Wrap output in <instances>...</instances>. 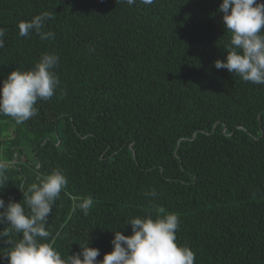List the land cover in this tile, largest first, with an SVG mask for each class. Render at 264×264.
<instances>
[{
    "label": "trees",
    "instance_id": "1",
    "mask_svg": "<svg viewBox=\"0 0 264 264\" xmlns=\"http://www.w3.org/2000/svg\"><path fill=\"white\" fill-rule=\"evenodd\" d=\"M220 3L0 0V79L50 52L60 81L29 120L0 115V196L23 204L21 187L61 169L47 230L62 256L89 237L102 260L112 229L130 235L131 218L162 207L195 264H264V84L214 67L230 37ZM42 11L54 39L19 36ZM73 196L93 198L88 215Z\"/></svg>",
    "mask_w": 264,
    "mask_h": 264
},
{
    "label": "clouds",
    "instance_id": "2",
    "mask_svg": "<svg viewBox=\"0 0 264 264\" xmlns=\"http://www.w3.org/2000/svg\"><path fill=\"white\" fill-rule=\"evenodd\" d=\"M131 6L136 0H116ZM155 0H140L152 5ZM218 11L222 14L223 27L230 33L224 46L226 56L214 60V67L226 69L243 81L264 84V2L262 0H221ZM51 19L49 11L35 14L18 22V34L27 37L37 34L41 40L54 39L53 31H45ZM5 29L0 27V48L5 45ZM59 63L55 53H43L34 67L28 70L12 69L0 79V115L12 117L23 123L38 112V100H49L59 87L54 69ZM5 166L0 164V188L5 185ZM37 182L27 190L20 188L24 203L9 198L6 203L0 196V241L7 245L0 257L7 264H195V253L187 245L177 243L179 217L158 208L157 214L131 218V234L118 229L111 240L112 250L98 260L100 250L89 246L88 239L79 244V251L62 256L53 246L54 239L47 230L52 207L67 186V177L59 168L46 175H39ZM155 197L156 193H150ZM72 211L77 209L88 215L93 206L91 196H73ZM26 205V207H25ZM19 236V238H15Z\"/></svg>",
    "mask_w": 264,
    "mask_h": 264
}]
</instances>
